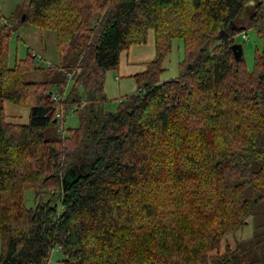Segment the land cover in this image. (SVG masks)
Masks as SVG:
<instances>
[{"label": "trees", "instance_id": "obj_1", "mask_svg": "<svg viewBox=\"0 0 264 264\" xmlns=\"http://www.w3.org/2000/svg\"><path fill=\"white\" fill-rule=\"evenodd\" d=\"M253 1L26 0L25 22L55 33L58 62L45 67L30 53L9 66L14 28L0 27V99L29 108L20 124L0 106V264H43L55 248L60 264L264 263V233L222 244L264 198V0ZM248 28L263 37L252 72L231 49ZM149 30L154 59L104 111L106 71ZM176 38L179 75L161 81ZM68 109L79 126L46 136Z\"/></svg>", "mask_w": 264, "mask_h": 264}, {"label": "rangeland", "instance_id": "obj_2", "mask_svg": "<svg viewBox=\"0 0 264 264\" xmlns=\"http://www.w3.org/2000/svg\"><path fill=\"white\" fill-rule=\"evenodd\" d=\"M26 0H0V27L6 22L11 23L14 32L8 45V64L12 66L17 60L25 58L28 53L35 54L36 64L45 67L48 63H57L55 33L51 30H40L30 25L24 20ZM253 0H247L246 5H252ZM264 33V25H263ZM243 35L245 37H243ZM153 36V31H148L147 43ZM234 42L242 45V57L248 71L255 69L256 56L262 52L263 37H261L254 28H248L243 32H238L234 36ZM183 59L182 41L173 39L171 47L165 56L160 74V80H168L179 75V63ZM45 78L43 70L34 71L25 75V80L40 81ZM72 84L67 83L65 94L71 89ZM137 89L134 78H120L115 70H108L105 73L104 92L107 101L103 104V110L107 112L116 111L119 105V99L135 92ZM78 93L83 98V91L78 89ZM0 106L3 108L7 120L14 123L26 124L29 121V108L13 104L9 101L0 99ZM64 122L60 127L47 131L46 136L61 137L67 134L68 129H74L79 126V116L68 109L64 112ZM59 126V127H58ZM69 180L75 176L74 171H67ZM50 191L42 195L41 200L45 201L50 196ZM24 205L27 208H33L35 202V193L32 190H26L23 196ZM264 233V198L258 201L247 218L245 225L232 234L227 235L222 244L227 241L231 246L239 240L258 239ZM2 238L0 236V253ZM223 244V245H224ZM244 245V244H243ZM257 258L264 259V240L259 242L256 251ZM62 253L55 248L49 260L43 264H60ZM209 264V262L207 263ZM264 264V263H263Z\"/></svg>", "mask_w": 264, "mask_h": 264}, {"label": "crops", "instance_id": "obj_3", "mask_svg": "<svg viewBox=\"0 0 264 264\" xmlns=\"http://www.w3.org/2000/svg\"><path fill=\"white\" fill-rule=\"evenodd\" d=\"M149 41V44H146L147 42L133 44L127 50L120 52L119 65L115 70L118 77L131 78L133 75L144 71L146 63L155 57L154 36Z\"/></svg>", "mask_w": 264, "mask_h": 264}, {"label": "water", "instance_id": "obj_4", "mask_svg": "<svg viewBox=\"0 0 264 264\" xmlns=\"http://www.w3.org/2000/svg\"><path fill=\"white\" fill-rule=\"evenodd\" d=\"M231 49H232V53H233L234 59L235 60H239L242 57V53H243L242 45L239 44V43H233L231 45ZM80 169H83L82 165H80ZM66 176H67V174H66ZM245 223H246V221H245Z\"/></svg>", "mask_w": 264, "mask_h": 264}, {"label": "built area", "instance_id": "obj_5", "mask_svg": "<svg viewBox=\"0 0 264 264\" xmlns=\"http://www.w3.org/2000/svg\"><path fill=\"white\" fill-rule=\"evenodd\" d=\"M243 37H245V36L243 35Z\"/></svg>", "mask_w": 264, "mask_h": 264}]
</instances>
